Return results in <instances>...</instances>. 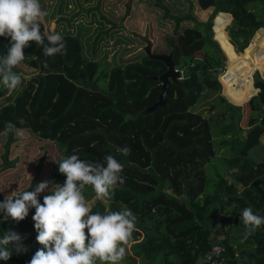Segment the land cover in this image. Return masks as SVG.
<instances>
[{"label": "trees", "instance_id": "trees-1", "mask_svg": "<svg viewBox=\"0 0 264 264\" xmlns=\"http://www.w3.org/2000/svg\"><path fill=\"white\" fill-rule=\"evenodd\" d=\"M184 1L185 9L154 0L161 18L172 21L160 50L149 45L111 66L95 56L94 48L86 54L84 27L60 29L59 21L69 23L70 17L56 16L52 31L41 21L45 43L48 34L58 32L66 51L45 57L34 42L24 49L22 85L12 91L0 86V134L11 122L52 143L58 160L78 154L103 163L106 155L115 156L124 165V183L106 204L96 201L93 210L106 214L129 208L136 215L127 249L132 264L136 258L141 264H200L214 241L222 248L220 264H264V226L241 243L240 220L246 207L264 216V151L255 150L264 132V80L254 72L251 84L240 63L214 40L230 18L225 31L234 52H253L250 44L264 31V0H194L199 10L210 9L203 21L192 15V1ZM8 47L0 37V56ZM162 56L177 76L166 78L161 95L159 78L167 71ZM243 104L247 112L240 126ZM200 105L203 109H196ZM5 135L0 170L15 162L8 159L15 139ZM117 147L129 148L130 154H118ZM65 179L56 163L48 180L63 184ZM85 195L89 199L95 193L88 187ZM6 222L0 223V235ZM36 235L24 244L27 251L13 253L11 260L31 259L42 247Z\"/></svg>", "mask_w": 264, "mask_h": 264}, {"label": "clouds", "instance_id": "clouds-1", "mask_svg": "<svg viewBox=\"0 0 264 264\" xmlns=\"http://www.w3.org/2000/svg\"><path fill=\"white\" fill-rule=\"evenodd\" d=\"M47 16L40 0H0V37L7 39L9 45L6 54L0 56V86L12 91L22 85L24 49L31 46L30 42L42 48L45 57L65 53L62 34H48L45 43L41 21ZM4 132L20 130L7 122ZM116 152L122 156L130 154L127 147H117ZM54 162L66 178L63 184L48 180L32 191H20L19 187L11 191L0 201V223L11 218L19 224L35 209L32 220L36 241L42 247L29 264H121L136 230L137 217L129 208L104 214L94 211L93 204L109 200L117 184L124 183V165L113 155H106L103 163L82 160L78 154ZM88 187L95 193L91 201L85 195ZM42 193H48L43 195V203L39 199ZM240 220L245 228L241 243L264 226V216L254 214L251 207L241 210ZM23 240L17 232L4 231L0 235V260L26 252Z\"/></svg>", "mask_w": 264, "mask_h": 264}, {"label": "rangeland", "instance_id": "rangeland-1", "mask_svg": "<svg viewBox=\"0 0 264 264\" xmlns=\"http://www.w3.org/2000/svg\"><path fill=\"white\" fill-rule=\"evenodd\" d=\"M191 1L194 5L192 15L197 20H205L210 9L199 10L194 4V0ZM163 2L173 7H183L184 9L186 7L184 0H163ZM40 4L42 9L48 12V16L42 20L47 31L54 29L56 16L70 17L69 23L59 21L60 29L64 31L67 28L72 32H75L77 28L82 31L85 29L82 36L84 34L83 45H86V54H89V49L94 48L95 56L103 60L107 66L119 63L122 58L137 50H142L143 47L148 48L149 45L152 51L160 50L163 33L169 32L172 28V21L161 18L162 11L154 6V0H40ZM188 24L190 22H183L181 26ZM227 24L224 26V30L220 28L216 35L215 40L220 49L225 51L227 56L236 64L240 63L238 69L242 74L249 76L251 71L256 69L254 72H257L264 80V53L260 56L257 55L258 46H261L260 50H264V31L259 34L255 44H250L249 47L253 52L250 53L244 49L242 53H235L227 39L225 31ZM110 26L111 30L104 35L102 32ZM124 49H126L125 53ZM221 95H223V86L221 87ZM243 105H239L242 109L240 126H244L247 112V106ZM196 109L202 110L203 105L196 107ZM12 137L15 141L10 144L8 159L15 161L14 165L0 170V192L4 197L18 187L20 191H32L39 183L48 181L49 172L56 164L54 160H58L59 157L52 143L36 139L28 130L12 133ZM5 140V133H1L0 155L3 152ZM255 150L258 155L264 151V132L261 134ZM46 194L48 193H42L39 198H43V195ZM93 198L94 196L89 200L91 201ZM106 202L103 203L106 204ZM34 210L31 209L28 217L19 224L9 218L4 227L5 231L11 230L19 233L24 237V244L35 241L36 231L32 220V211ZM213 237L215 235L212 233L210 238ZM129 244L126 246L127 254L129 253L127 251ZM127 254L121 264H132ZM141 261L136 258L134 264H141Z\"/></svg>", "mask_w": 264, "mask_h": 264}, {"label": "built area", "instance_id": "built-area-1", "mask_svg": "<svg viewBox=\"0 0 264 264\" xmlns=\"http://www.w3.org/2000/svg\"><path fill=\"white\" fill-rule=\"evenodd\" d=\"M262 53H264V50L258 49L257 55L260 56ZM254 70H256V69H253L251 71L250 75L248 76V78L251 81V84H252V74H253ZM221 251H222L221 246L215 241L212 242L210 244V247L203 253L202 257L199 260V263L200 264H220L219 255H220ZM30 260L31 259H29V258H23L19 263L20 264H29Z\"/></svg>", "mask_w": 264, "mask_h": 264}, {"label": "water", "instance_id": "water-1", "mask_svg": "<svg viewBox=\"0 0 264 264\" xmlns=\"http://www.w3.org/2000/svg\"><path fill=\"white\" fill-rule=\"evenodd\" d=\"M212 28V27H211ZM215 40V39H214ZM216 41V40H215ZM162 59L164 60L165 64L167 65V71L162 74V76L159 78L163 81V85L161 87V95L163 94L164 92V86L166 84V78L167 77H171V78H174L177 76V72L173 69V66H172V63L169 61V58L166 57V56H162ZM247 101V100H246ZM245 101V102H246ZM229 102V101H228ZM232 104V103H231ZM0 264H20L18 261H15V260H7V261H4V260H0Z\"/></svg>", "mask_w": 264, "mask_h": 264}, {"label": "bare ground", "instance_id": "bare-ground-1", "mask_svg": "<svg viewBox=\"0 0 264 264\" xmlns=\"http://www.w3.org/2000/svg\"><path fill=\"white\" fill-rule=\"evenodd\" d=\"M212 25H213V21H212ZM232 78L230 77V78H228V80H231ZM237 87L238 88H241L242 87V84L238 81L237 82ZM254 88V87H253ZM255 92V88L253 89V92H251V93H249L248 95H247V98L250 96V95H252L253 93Z\"/></svg>", "mask_w": 264, "mask_h": 264}, {"label": "crops", "instance_id": "crops-1", "mask_svg": "<svg viewBox=\"0 0 264 264\" xmlns=\"http://www.w3.org/2000/svg\"><path fill=\"white\" fill-rule=\"evenodd\" d=\"M256 91V90H255ZM254 94V93H253ZM234 105V104H233ZM239 106V105H238Z\"/></svg>", "mask_w": 264, "mask_h": 264}]
</instances>
